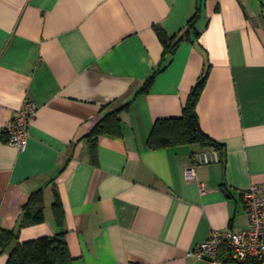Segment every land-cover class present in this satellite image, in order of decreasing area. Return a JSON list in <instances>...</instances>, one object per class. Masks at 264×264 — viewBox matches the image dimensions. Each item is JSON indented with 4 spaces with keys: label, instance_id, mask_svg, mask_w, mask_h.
<instances>
[{
    "label": "crops",
    "instance_id": "obj_1",
    "mask_svg": "<svg viewBox=\"0 0 264 264\" xmlns=\"http://www.w3.org/2000/svg\"><path fill=\"white\" fill-rule=\"evenodd\" d=\"M264 5V0H262ZM197 39L163 62L159 31ZM197 110L222 145L151 149L157 120L179 117L205 70ZM38 105L24 149L3 128ZM121 136L103 135L97 163L83 138L118 105ZM214 160L198 162L199 155ZM194 169L191 179L186 170ZM264 182V9L258 0H0V227L19 242L55 235L56 186L74 264H212L188 256L214 230L248 226L243 192ZM44 189L46 220L22 227ZM228 248L221 249L223 264ZM9 252L0 256L6 264ZM264 264V261H262Z\"/></svg>",
    "mask_w": 264,
    "mask_h": 264
},
{
    "label": "trees",
    "instance_id": "obj_2",
    "mask_svg": "<svg viewBox=\"0 0 264 264\" xmlns=\"http://www.w3.org/2000/svg\"><path fill=\"white\" fill-rule=\"evenodd\" d=\"M264 9L262 0H258ZM200 18V8L189 21L187 28L179 35L169 37L167 33L159 31V38L164 46L163 62L145 81L140 90L141 93L150 91L157 74L169 63L180 44L185 40L197 39L200 35L197 22ZM210 67L205 70L198 82L192 88L188 100L183 108L182 115L157 120L149 136L148 144L151 149H163L186 144H199L201 147H215L219 150L222 145L204 132L201 126L197 110L200 98L205 89ZM130 103L118 105L103 116L98 123L87 133L85 138L91 148L92 162L97 163L98 141L103 135L121 136L122 120L121 114L127 110ZM7 140V136L5 135ZM54 202L53 215L60 230L55 235H47L39 238L19 242L16 231L0 227V256L9 252L6 264H74L64 227L65 211L56 186L53 187ZM46 195L44 189L34 191L26 204L23 206L24 215L21 226H29L45 222ZM229 247H223V249ZM222 254V253H221ZM221 257V255H220ZM226 262L233 264H262L258 259L250 258L245 262L234 261L230 258Z\"/></svg>",
    "mask_w": 264,
    "mask_h": 264
},
{
    "label": "built area",
    "instance_id": "obj_3",
    "mask_svg": "<svg viewBox=\"0 0 264 264\" xmlns=\"http://www.w3.org/2000/svg\"><path fill=\"white\" fill-rule=\"evenodd\" d=\"M38 105L34 101H26L17 114L3 128L7 142L24 149L28 143V129L37 113ZM213 157L207 154L199 155L198 162L209 163ZM193 168L186 170L187 178L191 179ZM245 210L248 216V226L229 232L212 231L209 237L188 256L207 259L212 264H223L220 257L221 249L229 247L228 258L245 262L250 258L264 261V182L251 184L243 192Z\"/></svg>",
    "mask_w": 264,
    "mask_h": 264
}]
</instances>
